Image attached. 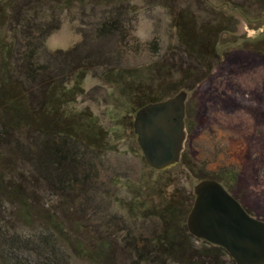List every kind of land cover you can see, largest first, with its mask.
<instances>
[{
  "label": "rangeland",
  "instance_id": "1",
  "mask_svg": "<svg viewBox=\"0 0 264 264\" xmlns=\"http://www.w3.org/2000/svg\"><path fill=\"white\" fill-rule=\"evenodd\" d=\"M260 24L264 0H0V88L40 118L5 114L0 92V235L47 237L66 264H231L185 220L215 179L264 221ZM180 91L183 152L157 172L134 114Z\"/></svg>",
  "mask_w": 264,
  "mask_h": 264
},
{
  "label": "water",
  "instance_id": "2",
  "mask_svg": "<svg viewBox=\"0 0 264 264\" xmlns=\"http://www.w3.org/2000/svg\"><path fill=\"white\" fill-rule=\"evenodd\" d=\"M186 92L146 104L134 114L136 143L146 165L157 172L181 159L185 129ZM194 201L186 217L187 233L200 242L223 249L234 264H264V222L249 216L215 180L193 187Z\"/></svg>",
  "mask_w": 264,
  "mask_h": 264
},
{
  "label": "trees",
  "instance_id": "3",
  "mask_svg": "<svg viewBox=\"0 0 264 264\" xmlns=\"http://www.w3.org/2000/svg\"><path fill=\"white\" fill-rule=\"evenodd\" d=\"M9 90L10 91H4V89L0 88V92H3L2 95L3 96L6 95V97L8 96L9 98V104L5 108L4 113L12 116L15 115L14 119L15 120L17 119L18 122L23 121L25 117L27 118V120H29V122L32 119L30 125L37 126L40 122V118L36 119L35 117L29 116L28 114L29 108H27V106L25 105L26 99L23 97L24 95H19L18 92L21 90L17 89L16 86L14 87L11 86V89ZM25 91L27 92V89H25ZM0 102L2 105L5 103V101H3L2 99H0ZM45 125L48 126L47 122H45ZM69 137L73 138L74 136H71L70 134ZM207 180H215V179H207ZM215 181L221 184L219 180H215ZM221 185L224 187V184ZM166 238L167 237L165 236L164 233V239ZM197 242H199L200 244L202 250L201 254L205 253L204 254V256H206L205 258H209V257L213 258L215 255H222L226 257V253L223 249L209 245L205 242H200V241ZM165 243H166L165 245L161 247H157V249L161 251L163 254L166 253V255L176 252L175 247L178 244L175 243V241H167ZM24 251H27L28 255H26ZM168 259L169 258H167V261ZM229 261L231 262V264H234L232 260ZM149 263L153 264V262H149ZM162 263L163 261L161 260V264ZM0 264H66V263H64L63 259L59 256L56 245L52 241H50V239L47 237L42 240L40 239L38 245L30 248L28 247V245L20 244L19 240L14 239L13 237H7L5 239L3 235H0ZM205 264H209V262Z\"/></svg>",
  "mask_w": 264,
  "mask_h": 264
},
{
  "label": "flooded vegetation",
  "instance_id": "4",
  "mask_svg": "<svg viewBox=\"0 0 264 264\" xmlns=\"http://www.w3.org/2000/svg\"><path fill=\"white\" fill-rule=\"evenodd\" d=\"M251 36V38H253V40H259V38H261L262 36H264V24H260L259 25V28H258V31H257V33H255V32H253V31H251V33H249V37ZM261 51L262 52H264V45L263 46H261ZM186 95H187V93H186ZM225 189V188H224ZM226 190V189H225ZM227 191V190H226ZM228 192V191H227ZM233 198H234V196H233V194H231L230 192H228ZM239 204H240V206L244 209V211L249 215V216H251L252 218H255V219H257V220H259V221H262V222H264L263 220H261V219H259V218H257V217H254V216H252L247 210H246V208L238 201V199L235 197L234 198ZM226 253V252H225ZM226 257H228V255H227V253H226ZM229 258V257H228ZM231 260V259H230Z\"/></svg>",
  "mask_w": 264,
  "mask_h": 264
}]
</instances>
